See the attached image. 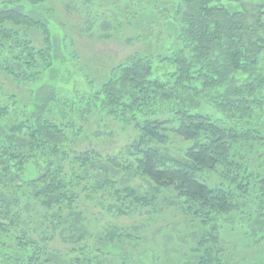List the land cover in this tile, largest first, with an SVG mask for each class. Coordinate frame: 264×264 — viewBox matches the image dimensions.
<instances>
[{
    "label": "trees",
    "instance_id": "trees-1",
    "mask_svg": "<svg viewBox=\"0 0 264 264\" xmlns=\"http://www.w3.org/2000/svg\"><path fill=\"white\" fill-rule=\"evenodd\" d=\"M47 1H0V234L6 231L5 208L14 203L5 189L18 182L33 186L47 208H64L69 196L58 176L87 134L82 123L111 116L126 124L167 110L178 126L147 119L138 125V170L172 191L202 232L190 261L180 264H230L223 220L237 217L241 226L257 229L264 223V38L256 39L264 31V0L149 2L156 20L148 36L136 38L150 46L112 67L98 87L85 78V89L73 78L69 59L60 57L55 34L65 40V33L39 18V6ZM138 3L125 0L122 15L129 25L141 17ZM126 5L135 8L132 16ZM87 6L90 15L99 13ZM33 28L42 31L44 46L32 41ZM195 97L229 111L230 127L192 113ZM170 133L194 143L183 159L145 148L148 140L165 144ZM124 191L148 201L133 189ZM37 243L21 237L17 247L0 244V264L34 263L40 259ZM115 249L95 257L96 264H112Z\"/></svg>",
    "mask_w": 264,
    "mask_h": 264
},
{
    "label": "rangeland",
    "instance_id": "rangeland-1",
    "mask_svg": "<svg viewBox=\"0 0 264 264\" xmlns=\"http://www.w3.org/2000/svg\"><path fill=\"white\" fill-rule=\"evenodd\" d=\"M136 1L141 17L131 25L122 15L125 0H48L40 4L39 18L54 22L66 35L62 40L59 33L55 34L59 54L62 59H69L66 61L71 74L82 89L87 86L83 83L85 78L98 87L108 78L112 67L150 46L148 40L137 39L136 34L148 36L152 31L151 23L156 16L149 9V2L165 0ZM87 5L93 11L97 8L99 13L90 15L92 11ZM126 9L130 11L128 16L135 12L133 6L126 5ZM119 27L121 30L116 33ZM55 31L59 30L55 27ZM29 35L37 46L45 45L41 30L33 28ZM260 36L264 38V31L258 32L256 39ZM195 103L197 107L192 113L210 115L230 127L229 111L200 97H195ZM146 119L170 121L169 128L179 124L167 110L126 124L111 116L102 121L92 116L88 123H82L87 134L75 144L57 175L66 184L69 196L64 208H47L35 196L34 187L23 182L5 189L14 203L5 208L6 231L0 234V244L17 247L18 238L37 240L40 259L31 264H88L91 259L108 255L110 247L116 248L112 264L190 261L189 254L201 238V230L193 221L189 222L172 191L158 187L138 170L141 157L137 145L142 136L138 125ZM193 144L170 133L165 144L148 140L145 148L156 147L171 159H183ZM86 156L87 162L80 160ZM127 189L148 197V201H136L124 191ZM70 200L72 203L68 205ZM240 220L225 219L221 226L222 240L232 250L230 264H264V223L256 224L258 229L252 228V223L246 228L240 225ZM128 233L129 237L123 239L122 235ZM255 233L261 237L253 240Z\"/></svg>",
    "mask_w": 264,
    "mask_h": 264
}]
</instances>
